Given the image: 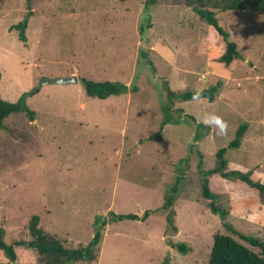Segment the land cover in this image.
<instances>
[{"label": "rangeland", "instance_id": "1", "mask_svg": "<svg viewBox=\"0 0 264 264\" xmlns=\"http://www.w3.org/2000/svg\"><path fill=\"white\" fill-rule=\"evenodd\" d=\"M202 1L212 8L213 0ZM144 2L30 0L28 9L26 0H0L1 98L16 102L38 89L26 99L36 119L12 114L0 131L4 241L29 240L28 223L37 215L45 232L75 248L91 241L96 219L109 211H149L146 220L108 222L96 259L75 264H208L215 234L264 255L226 229L264 243V194L207 176L215 205L228 212L221 217L202 196L199 174L215 167L225 148L226 171L264 184V12L215 11L239 53L226 66L219 61L226 42L187 0H160L149 9ZM28 11L21 42L15 26ZM67 78L77 82H55ZM82 79L127 90L92 98ZM165 83L175 93L220 87L213 102H174L162 126ZM190 117L208 128L197 131ZM242 124L239 147L229 148ZM177 179L174 231L162 204ZM15 253L13 264H39L32 250Z\"/></svg>", "mask_w": 264, "mask_h": 264}, {"label": "trees", "instance_id": "2", "mask_svg": "<svg viewBox=\"0 0 264 264\" xmlns=\"http://www.w3.org/2000/svg\"><path fill=\"white\" fill-rule=\"evenodd\" d=\"M158 1L160 0H145V9H149L152 6H155ZM26 2L29 9L30 0H26ZM187 2L188 6L192 8L195 14H197L199 20L211 26L226 42L225 51L219 57V61L226 66H229V64H231L234 60L238 59L239 53L237 51L236 43L229 41L228 33L219 26L215 11L226 12L244 10L264 12V0H213L211 3L212 8H210L208 4H206L202 0H187ZM31 15V11H28L25 18L15 26V29L18 31V38L21 42H25L24 33ZM142 56L144 58V54ZM81 82L85 94L88 97L97 99H106L110 96L120 94L127 90V87L124 84L114 81H92L82 79ZM219 87L220 83H218L215 87H210L200 92L186 91L175 93L165 83L164 88L166 90L167 103L165 107H163L164 117L162 126L171 121L168 112L170 111L169 106L173 105L174 102H186L195 99H204L208 102H213ZM37 92L38 89H34L32 91L23 93L16 102L5 101L1 98L0 95V131H2L4 127L3 121L12 114L22 113L31 122L36 119V112L28 107V105L26 104V99ZM190 120L196 125L197 131L200 129L208 128V126L203 125L193 117H190ZM245 130V124L239 125L234 139L229 144V148L235 149L239 147ZM197 139L198 135L196 133L194 140L198 141ZM225 152V148L220 149L216 152V165L211 170L203 171L199 169V174L202 178V196L205 199L210 200L211 211L214 214H220L221 217L226 216L228 212L226 210L218 208L215 205L214 197L208 188L207 176L218 174L225 179H229L232 181L239 180L244 182L251 188L257 189L260 194H264V184L252 182L249 178V174H242L237 171H226L227 160L224 157ZM178 183L179 181L177 179L174 185L167 192L162 204V209L167 211L166 221L174 231L176 229L173 226L174 211L172 209V206L174 197L178 192ZM148 215L149 211H145L141 217L135 214H115L112 211H109L106 217L100 216L96 219V229L91 241L87 245H80L75 248H68L64 246L62 240L58 239L56 236L51 235L48 232H45L40 227L39 217L37 215H33L31 216L28 223V232L30 239L27 241H15L8 244L4 241L3 230L0 229V253H2L7 259L6 264L15 263L17 259L15 253L16 248H24L35 252L37 254L39 264H75L79 262H92L97 257V251L103 238L102 230L108 222H118L122 220H146ZM226 229L229 230L233 235H236L243 241L247 242L251 247H259L262 250L264 249V243L259 241V239L240 234L230 227H227ZM171 245L175 246L181 252L186 251L183 245ZM208 264H264V255H260L247 246L240 244L231 236L215 234L213 236Z\"/></svg>", "mask_w": 264, "mask_h": 264}, {"label": "water", "instance_id": "3", "mask_svg": "<svg viewBox=\"0 0 264 264\" xmlns=\"http://www.w3.org/2000/svg\"><path fill=\"white\" fill-rule=\"evenodd\" d=\"M57 84H68V83H76V78H67V79H58L55 81Z\"/></svg>", "mask_w": 264, "mask_h": 264}, {"label": "clouds", "instance_id": "4", "mask_svg": "<svg viewBox=\"0 0 264 264\" xmlns=\"http://www.w3.org/2000/svg\"><path fill=\"white\" fill-rule=\"evenodd\" d=\"M215 120L219 123V118L218 117H216ZM222 131H223V129H222Z\"/></svg>", "mask_w": 264, "mask_h": 264}]
</instances>
